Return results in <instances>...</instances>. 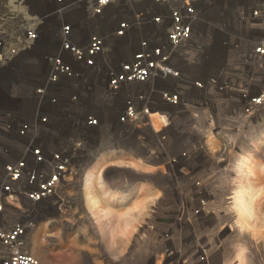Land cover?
<instances>
[{
    "label": "built area",
    "instance_id": "2783aa9c",
    "mask_svg": "<svg viewBox=\"0 0 264 264\" xmlns=\"http://www.w3.org/2000/svg\"><path fill=\"white\" fill-rule=\"evenodd\" d=\"M260 108L264 0H0V264H41L34 231L102 150L202 172L209 134ZM181 243L178 264L221 247Z\"/></svg>",
    "mask_w": 264,
    "mask_h": 264
},
{
    "label": "rangeland",
    "instance_id": "374dc122",
    "mask_svg": "<svg viewBox=\"0 0 264 264\" xmlns=\"http://www.w3.org/2000/svg\"><path fill=\"white\" fill-rule=\"evenodd\" d=\"M30 63L19 79L28 77ZM209 135L202 172L163 170L157 165L162 159L133 163L125 152L108 156L102 150L79 184L60 191L56 221L39 222L34 253L43 256L42 264H178L187 253L181 242L188 239L220 243L214 264H264V108ZM242 181L250 215L240 222L234 195ZM201 200L208 228L186 216ZM163 232L174 249L168 256Z\"/></svg>",
    "mask_w": 264,
    "mask_h": 264
},
{
    "label": "bare ground",
    "instance_id": "6f19581e",
    "mask_svg": "<svg viewBox=\"0 0 264 264\" xmlns=\"http://www.w3.org/2000/svg\"><path fill=\"white\" fill-rule=\"evenodd\" d=\"M88 184H89V181H87V184H86L87 186H85V188H86V192H85L86 195H89V190H88L89 186H88ZM192 188L195 189L196 191L199 190V188L198 187H195V186H192ZM245 188H246V185L242 181V187L240 188V192H238V193H236L234 195V204H235V206L237 208V211H238V214H239V217H240L239 220H241L240 222L245 221L247 215L250 213V208H249L250 206H248V203L246 202V198H245ZM199 194H200V192H196L195 193V196H197ZM199 196H200L199 199H204L201 195H199ZM205 205H206V201H204L203 203H201L200 201H198L196 203V207L199 209V211L195 214V217L193 216L194 217V219H192L193 222H195V220L197 221L198 219H201L202 217H204L208 213V210L206 209V206ZM34 247L36 248L37 245L34 246V242H32V251L34 250ZM38 256H39L38 258L40 259V262L43 261V256L42 255H38ZM41 264H42V262H41Z\"/></svg>",
    "mask_w": 264,
    "mask_h": 264
},
{
    "label": "crops",
    "instance_id": "0c3cea01",
    "mask_svg": "<svg viewBox=\"0 0 264 264\" xmlns=\"http://www.w3.org/2000/svg\"><path fill=\"white\" fill-rule=\"evenodd\" d=\"M209 141H211V139H209ZM42 262V261H41Z\"/></svg>",
    "mask_w": 264,
    "mask_h": 264
}]
</instances>
